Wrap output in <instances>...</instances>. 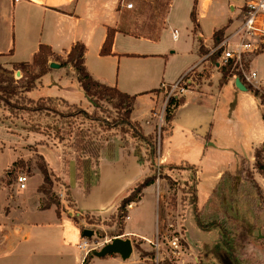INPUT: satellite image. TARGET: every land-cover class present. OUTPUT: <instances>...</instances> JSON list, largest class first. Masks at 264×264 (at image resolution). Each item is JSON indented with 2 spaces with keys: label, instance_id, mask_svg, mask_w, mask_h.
Wrapping results in <instances>:
<instances>
[{
  "label": "crops",
  "instance_id": "0c3cea01",
  "mask_svg": "<svg viewBox=\"0 0 264 264\" xmlns=\"http://www.w3.org/2000/svg\"><path fill=\"white\" fill-rule=\"evenodd\" d=\"M121 2L0 0V62L32 64L41 45L50 47L52 55L49 57L66 59L71 48L82 42L86 46L85 65L91 76L102 84L136 96L131 118L141 124L146 135L155 134L158 129L156 117L163 100L162 90L171 87L190 69L200 70L209 64L208 57L217 47L214 33L223 29L226 37L237 28L245 0H171L159 33L171 22L169 14L175 2L184 5L189 26L184 27L183 33L179 27L170 26L173 28L172 41L167 48L159 39V33L154 37L122 30L127 25L125 16L130 9ZM204 25L210 26L209 38L204 37ZM109 28L117 30L112 53L102 55ZM175 33L177 38H174ZM201 46H204L206 53L201 52ZM260 55L264 56V53ZM260 55H255L251 64L255 60L257 62ZM216 67L210 72L207 84L212 83L214 72H219L217 95L210 97L204 87L201 92L189 91L183 95L184 102L177 108L173 121L168 123L169 128L160 140L156 157V161L164 167L184 168L197 175V202L200 165L204 160L210 159L220 167L216 188L224 174L235 171L243 156L254 158L255 151L264 144V101L249 89L240 90L235 84V76L221 86L222 73L218 69L219 64ZM257 70V83H264V66L261 70L256 67ZM46 78H49L46 82L48 86L52 84L67 91L82 93L83 98L71 104L85 100L78 78L69 76L67 67L52 68L42 75V86ZM226 93L232 98L228 101L226 114L221 115L219 108ZM48 97L64 98L58 95ZM237 106L241 108L243 118L236 116ZM242 121L249 124L246 132L248 150L239 140L243 130ZM56 149L61 152L57 171L46 162L54 177L60 179L58 184H54L60 206L64 207L67 203L68 209H63L58 215L55 204L47 209L42 208L43 193L39 187L43 180L34 185L33 202L28 199L22 203L28 184L24 189L18 183L15 187L12 182L0 186V209L5 213L4 219L0 220V264H83L88 254L78 245L84 240L85 228L76 221L70 210L78 214L109 216L117 211L128 190L147 173L139 153L119 141L115 142L111 152L104 153L98 160L96 170L91 167L83 174L78 170L73 156L64 154L58 147ZM159 190L165 193L166 188L161 184ZM157 191L156 182L146 187L140 200L128 206L129 218L125 220L122 234L106 238L103 245L121 237L129 238L132 242L136 240L142 245L147 243L151 248L148 252L153 251V246L142 239L153 240L157 233L162 235L165 232L167 210ZM22 210L51 215L30 220L22 216ZM194 219L197 223V217L194 216ZM32 238L39 239L40 245L34 250L22 251V241L27 242ZM17 243H21L18 250L15 249ZM94 252L89 264H147L153 261L150 256L142 257L135 246L127 258L120 254L98 257Z\"/></svg>",
  "mask_w": 264,
  "mask_h": 264
},
{
  "label": "rangeland",
  "instance_id": "374dc122",
  "mask_svg": "<svg viewBox=\"0 0 264 264\" xmlns=\"http://www.w3.org/2000/svg\"><path fill=\"white\" fill-rule=\"evenodd\" d=\"M170 2L171 0H122L121 5L133 3V8L125 16L127 25L122 30L156 37L165 23ZM170 10L171 22L167 23L166 27L159 33V39L162 40L166 48L172 41V26L174 28L179 27L180 29H178L182 33L184 32V27L189 26V20L183 4L175 2ZM209 28L210 26L207 27V25L202 27L205 38H209ZM255 55L258 54L245 55L241 65L231 64V73L241 74L243 70H250V66L254 70L256 67L259 70L263 69L264 63L262 59H264V56L260 55V58H257V62L255 60L251 64L252 58ZM44 57L39 59L38 64H30L26 69L21 68L19 64L12 65L0 62V85L4 87L11 86V90H15L14 94L11 95L0 92V186L12 182L17 187L18 177L20 175H27L29 178L27 182L28 189L22 196V203L27 202L28 199H31L33 202L35 198L33 194L34 185L38 181L43 180V175L38 168V164L42 161H47L55 171L59 168L58 161L61 163V152L56 147L62 149L63 152L65 151L70 156L72 154L80 155V173L83 174L91 167L93 170H96V162L100 155L111 152L110 150L113 149L115 142L118 141L123 146H131L135 152H138L146 169L150 171V174L153 173L154 169L157 168L156 159L152 161L151 158V149L148 148L145 142L131 137V131L122 123L125 118V111L116 106V101L105 100L97 96H86L84 93L85 100L81 103H75L76 106H72L71 102H78L83 98L82 93L79 91H67L52 84L48 86L46 82L49 81V78L43 81L45 85L42 86L40 82L42 71L52 62L60 65L62 62L60 58L48 56V61L45 63L46 59ZM208 59V65L203 66L200 70L194 68L188 74L187 77L192 78V82L187 85L188 91H173V94L178 96L177 98L183 97L189 91L201 92L203 87L209 91L207 95H210V97L217 95L219 72H214L211 84L207 83L210 78V72L217 68L216 64L219 63V70L221 67H225V64L221 61L220 56L215 57V55H211ZM72 71H74L73 68L67 66V74L71 77H77V74L75 72L72 73ZM257 72L259 73L258 70ZM28 85H33V89L26 91ZM162 91L163 100L156 117L158 126L156 133L158 135H160L162 127L169 128L166 116L168 101L171 98V87ZM56 95L63 96L69 100H66V102L59 101V109L65 114H74L73 118H53L24 110V107H34L37 100L41 97ZM28 97L34 101H31ZM64 98L61 97L59 99ZM231 98L229 93L224 95L223 102L220 104L219 114H226L227 104L228 101H231ZM170 111H174L173 106L170 107ZM241 115V108L237 106L236 116L243 118ZM70 122L75 128L74 131H80L83 134V148L79 153H75V149L70 148L73 144L67 140L59 143L60 139L57 135V131L61 130L59 127L67 128ZM242 124L243 130L239 140L245 144L244 146L248 150L246 132L249 124L244 121H242ZM43 126L50 127V130L43 129ZM259 150L262 153V158L259 161L264 165V146L262 145ZM256 162L255 153L254 158L243 156L238 167L234 168V172H231L234 176L241 177L242 174L246 178L244 182L246 188L240 191L239 197L234 203L240 206V211L244 218L253 220L257 224L255 240L248 245L247 249L241 248L237 252L242 257L243 263L260 261L264 264V169L258 168ZM244 167H248L251 170L254 181L262 189L260 192L256 191L253 181L248 180V173H241ZM184 170V168L172 166H161L159 170L157 169V174L159 173L158 176L161 177V184L166 188L165 193H162V203L167 210L165 232L161 235L164 243V247L161 250V264H221L213 255H208V251H206V248H210L218 241H223L220 228L215 225L212 227V225L216 222L224 223L228 217L224 213L223 198L220 197V194L210 198L218 181L217 174L220 167L215 165L210 159L204 160V163L200 165L199 176L201 177V181L199 182L198 202L196 201L195 192L196 176L192 172ZM36 172L38 173L35 174ZM32 175L34 176L31 178L30 176ZM53 179L54 184L60 180L54 176ZM219 191L221 192V190ZM228 191L227 193L230 195V188ZM52 193L53 198L60 202V197L54 191V187ZM243 194H245L244 197ZM42 197L43 208L44 204L49 202V198L44 194ZM254 200H256L257 208H254V205H252ZM0 201H2L1 196ZM66 205L67 203L64 207L59 206V211L61 212L63 209L66 211L68 209ZM118 209L109 216L101 215L99 217L78 214L75 210H70L71 215L85 229L94 231L92 237H87L94 251H99L104 246L106 238L120 231L118 224L120 210ZM227 209L231 213H234L233 208L230 206H227ZM50 215V213L45 212H24L22 210V216L30 220L50 217ZM194 216H199L204 226L211 227L212 229L210 231L200 229L201 227H198ZM4 217L5 213L0 209V220H3ZM222 217L224 218L223 220L221 219ZM122 220L124 224L126 216ZM174 237L179 238L181 244L182 254L178 258L171 254V248L168 245V241H171ZM143 242L145 243L146 241L143 240ZM133 243L139 252L145 251V249H147L146 252L151 250L147 243L142 245L141 242H137L136 240ZM20 244L17 243L15 245L16 250L20 249ZM39 245V239L32 238L27 242L22 241V251L34 250ZM137 246L140 249H137Z\"/></svg>",
  "mask_w": 264,
  "mask_h": 264
},
{
  "label": "trees",
  "instance_id": "16d2710c",
  "mask_svg": "<svg viewBox=\"0 0 264 264\" xmlns=\"http://www.w3.org/2000/svg\"><path fill=\"white\" fill-rule=\"evenodd\" d=\"M192 18L195 22V17L192 15ZM116 29L109 28L106 40L103 44L101 54L102 55H109L112 53V45L114 42V35L116 33ZM224 39V30H218L214 33V42L215 45L218 46L222 40ZM202 53H206V49L204 46H201L200 48ZM222 48L217 49L212 55H215V57H219L222 52ZM85 52H86V46L82 42L76 43L70 50L68 56L66 59H62L61 57H58L62 60L61 62V68L71 66L73 68L74 72L77 74V78L81 84V87L86 94V96H97L99 98L110 100V101H116V106L118 108H122L125 111V118L123 119V124H125L129 130L131 131V137L136 138L140 141H143L147 144L148 148L151 149V158L152 161H154L157 157V151L158 146L160 143V140L162 139L165 131L167 128L162 127L160 131V135L157 133L146 135L144 133V130L141 126V124L138 121H135L131 118L132 111L134 109V106L136 104V96H131L127 93L121 92L116 87H111L105 84H102L98 81H96L91 74L88 72L86 65H85ZM52 55V51L50 47L41 45L38 53L34 57V61L32 64H38L39 59L41 57H44L45 63L48 61V56ZM30 64L29 63H20L19 66L21 68H28ZM231 67L232 65H228L225 67L220 68V72L222 73V77L220 79V85L222 86L225 84L230 77L233 76V73H231ZM51 66L49 65L46 69H44L41 73V76L46 74L49 70H51ZM241 80L244 82V84L247 86V88L252 91L257 97H260V91L256 89L254 86L249 84L244 77L240 76ZM11 87V86H10ZM10 87H4L0 85V92H5L6 94H14V89L11 90ZM33 85H28L26 87V91H30L33 89ZM159 92V90H157ZM1 98V96H0ZM262 100H264V95L261 96ZM28 99H31L28 97ZM31 101H34L31 99ZM59 101H65L64 99H59L58 97H41L37 100V103L34 107H24V110L27 112H36L43 114L44 116H50L53 118L59 117L60 119L64 118H73L74 114H65L59 109ZM184 102V98H176L171 97L168 101V107H167V121L170 123L175 118L176 110L177 108ZM72 106H76L75 104H72ZM174 107V111H170V107ZM83 113V112H82ZM59 122V121H58ZM50 127H44L43 129H49ZM61 130L57 131V135L59 143L67 140L70 142L71 147L74 148L75 153H79V151L83 148V134L80 131H74V127L72 126V123H68L67 128L59 127ZM72 128V129H71ZM70 129V130H69ZM69 130V131H68ZM128 130V129H127ZM73 133V135H72ZM41 134V133H40ZM56 137V136H55ZM57 138V137H56ZM264 146V144H263ZM138 153V152H137ZM64 154L68 155L65 151ZM104 154V153H103ZM97 159L98 160L102 157V155ZM76 161V165L78 170L81 168V157L77 154H72ZM255 157H256V164L257 167L260 169H264V165L260 163V159L262 158L261 150L257 149L255 151ZM96 162V163H97ZM97 166V164H96ZM38 168L40 172L43 175V183L39 187V191L43 193L45 196L49 198V202L45 203L43 208L47 209L50 208L53 204L57 206V214L60 215L59 206L60 202L57 199L53 198V187H54V174L50 171L48 164L46 161H42L38 164ZM243 172L241 173H248V180H252L254 187L256 188L257 192H260L262 189L260 186L254 181V177L252 176L251 170H249L248 167H244L242 169ZM158 174L157 169H154V172L150 174V171L147 170L146 176H144L143 179L138 181L134 187L128 190V194L122 198L119 209L120 214L118 216V224L120 226V231L118 234H122V228L124 226L122 218L128 215L127 208L130 204L133 202H137L140 200L143 190L154 184L157 180ZM245 180L241 174V177H237L232 175L231 173H226L223 175L220 183L217 185L215 190L213 191L212 197H216L218 194H220V197H222L223 207H224V213L227 214V220L224 223H214L212 227L215 225L220 228L221 230V238L223 241H218L210 248H206L208 251V255H213L218 262L221 264H263L262 262H255V263H243V259L238 254L239 249H247L248 245L251 244L252 241L255 240V235L257 231V224L253 220H248L243 217L241 214V208L239 205H236L234 201L239 197L240 191L242 189L246 188ZM230 188L231 194L228 195L227 192ZM221 190V192L219 191ZM220 192V193H219ZM68 194V193H67ZM245 194H243V197ZM240 197V198H243ZM251 202V201H249ZM254 208L258 207L256 206V200H254ZM250 205V206H252ZM227 206H230L233 208L234 213H231L228 211ZM88 215L94 216L95 214L86 213ZM97 217L101 215H95ZM224 219L223 217L221 218ZM77 221V219H76ZM78 222V221H77ZM197 223L198 225L205 231H210L212 229L211 227H205L203 222L201 221L200 217H197ZM137 249H140L137 246ZM141 256H150L154 257V251L146 252V251H140ZM113 255V254H111ZM93 257V251H90L88 255L86 256L83 264H89L91 258ZM147 264H155L154 262H147Z\"/></svg>",
  "mask_w": 264,
  "mask_h": 264
},
{
  "label": "built area",
  "instance_id": "2783aa9c",
  "mask_svg": "<svg viewBox=\"0 0 264 264\" xmlns=\"http://www.w3.org/2000/svg\"><path fill=\"white\" fill-rule=\"evenodd\" d=\"M126 6L128 9H131L133 8V3H128ZM241 14L242 17L240 24L231 34L224 37L222 42L215 49V51L219 48L223 49L220 58L225 66L233 63L241 65L245 55L264 53V0H245ZM174 38H177V33L174 34ZM192 70H194V68L190 69L171 86L170 97H178L173 94V91L175 90L183 92L188 91L187 85L192 82V78L187 76ZM234 74L235 77H244L249 84L260 91L261 96L264 95V83H257L256 79L258 73L254 69H251V66L250 70H243L241 74ZM261 96L259 99L263 102L264 100H262ZM161 166L162 165L156 161V168L158 170ZM197 179L198 177L196 175V181ZM27 182V175H20L18 177V184L21 189L26 188ZM156 183L158 187L157 195L158 197H161L162 193L159 190L161 189L160 176L157 177ZM128 218L129 215H126V219ZM142 240H145L153 246L154 257L152 262L155 264H161V250L164 247L161 234L157 233L153 240ZM168 245L171 248V254L174 257L178 258L181 256L182 251L179 238L174 237L171 241H168ZM78 246L80 249L84 250L86 254L92 251L91 243L87 237H84L83 242Z\"/></svg>",
  "mask_w": 264,
  "mask_h": 264
},
{
  "label": "water",
  "instance_id": "95a60500",
  "mask_svg": "<svg viewBox=\"0 0 264 264\" xmlns=\"http://www.w3.org/2000/svg\"><path fill=\"white\" fill-rule=\"evenodd\" d=\"M50 66L54 69L61 68V65L55 62L50 63ZM235 84L240 90H248L247 86L240 77H236ZM83 234L85 237H92L94 235V231L91 229H84ZM133 247L131 239L116 237L111 242L105 244L99 251H95L94 255L98 257H105L111 254H120L123 258H127L132 253Z\"/></svg>",
  "mask_w": 264,
  "mask_h": 264
}]
</instances>
